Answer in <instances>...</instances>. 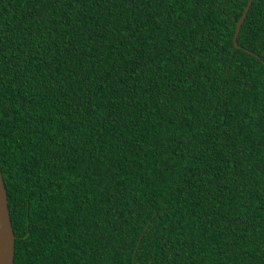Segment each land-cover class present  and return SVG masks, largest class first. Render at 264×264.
Here are the masks:
<instances>
[{
  "label": "trees",
  "instance_id": "trees-1",
  "mask_svg": "<svg viewBox=\"0 0 264 264\" xmlns=\"http://www.w3.org/2000/svg\"><path fill=\"white\" fill-rule=\"evenodd\" d=\"M247 1L0 0L13 264H264ZM237 42L264 61V0Z\"/></svg>",
  "mask_w": 264,
  "mask_h": 264
},
{
  "label": "water",
  "instance_id": "water-1",
  "mask_svg": "<svg viewBox=\"0 0 264 264\" xmlns=\"http://www.w3.org/2000/svg\"><path fill=\"white\" fill-rule=\"evenodd\" d=\"M252 0H248L240 17L236 20V25L232 37L234 48H241L246 52L253 54L260 59L264 64V61L259 56L249 49L241 46L237 42V35L240 30V26L246 16V13L250 7ZM14 239L15 235L11 225L10 214L8 209L7 193L4 185L3 177L0 168V264H13L14 258ZM132 264H134L132 262Z\"/></svg>",
  "mask_w": 264,
  "mask_h": 264
}]
</instances>
